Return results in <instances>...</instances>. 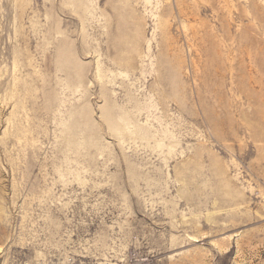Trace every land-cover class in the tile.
<instances>
[{
    "label": "rangeland",
    "instance_id": "374dc122",
    "mask_svg": "<svg viewBox=\"0 0 264 264\" xmlns=\"http://www.w3.org/2000/svg\"><path fill=\"white\" fill-rule=\"evenodd\" d=\"M0 264H264V0H0Z\"/></svg>",
    "mask_w": 264,
    "mask_h": 264
}]
</instances>
